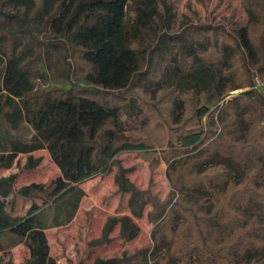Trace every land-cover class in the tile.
Instances as JSON below:
<instances>
[{"label":"trees","instance_id":"obj_1","mask_svg":"<svg viewBox=\"0 0 264 264\" xmlns=\"http://www.w3.org/2000/svg\"><path fill=\"white\" fill-rule=\"evenodd\" d=\"M71 1L0 0V119L34 130L29 137L0 133V165L45 147L62 171L51 197L33 202L25 216L8 207L17 174L0 176V248L24 241L25 264H60L46 229L75 217L82 181L116 165L133 214L153 205L151 239L93 264H264V90L255 78L264 81V0H242L249 19L238 29L186 22L176 31L169 30L171 0H128L119 16L105 6L117 0L86 9L94 0ZM64 10L58 30L54 21ZM90 31L87 43L77 41ZM103 51L116 61L110 77L127 80L122 87L88 80L102 72L89 56ZM131 54L135 70L119 62ZM136 127L146 136L125 132ZM126 149L152 169L167 162L169 194L161 198L130 181L132 168L117 158ZM40 160L30 155L26 167ZM118 222L121 237L140 233L130 215H111L88 244L110 243Z\"/></svg>","mask_w":264,"mask_h":264},{"label":"rangeland","instance_id":"obj_2","mask_svg":"<svg viewBox=\"0 0 264 264\" xmlns=\"http://www.w3.org/2000/svg\"><path fill=\"white\" fill-rule=\"evenodd\" d=\"M69 1L72 2L71 0ZM127 1L128 0H117L111 4H105V6H112L119 16L124 13L127 6ZM171 1L174 5L176 16L174 18L175 21H173L169 27L170 31L178 30L186 22H205L213 24L223 23L230 30L238 29L247 22L248 15L243 7L242 0ZM70 2L68 4H70ZM103 4L104 3H101L98 0H94L92 4L84 6L83 9ZM4 7L9 9L12 7V5L5 4ZM65 10L54 21V24L58 30L60 29V24ZM93 36H95V33L90 31L79 36L77 41L79 43H87ZM89 57L97 59L101 62L102 72L98 75L87 76L88 80L111 88H119L127 83V80L116 83L117 78L110 77V72L112 73V71H115L116 61L111 58L109 51H103ZM119 62L121 65L125 64L132 66L133 70L137 69L139 66L135 55L121 58ZM243 89L244 88L235 89L231 91V94H239ZM132 129L136 130L132 131V133H128L129 135H132L135 138L146 136V133L141 128L136 127ZM6 130L10 131L14 135L21 134L22 136L26 137L31 135L33 132L32 127L27 122H22L19 128L15 129L11 127L7 121L0 119V133ZM37 156L43 159V163L40 166L38 165L37 167L33 168V171H29L26 167L27 155H20L19 157L15 158L16 165L14 168H17L18 170L14 169L12 172H18L21 174L20 176L26 175V177L28 176L31 178L39 176L41 179L44 178L42 181H40V183H33L31 195L49 198L51 197V186L55 180V176L58 174V171L55 168L53 161L49 158L48 151H39ZM118 159L120 161L126 159L124 162L126 164V168H132L129 170V177L134 181H137L138 185L142 186L144 189H150L156 195L162 194L165 197L167 194H169L170 183L166 177L165 171L167 169V162L164 159H161L160 163L155 169L151 168L152 165H150V160L144 158L142 155L138 154V152L135 154L126 151V153L121 155ZM136 163L139 165L135 168L134 165H136ZM5 168L7 167L0 165V174H2V171ZM93 189H95V187H93ZM109 199V193L100 195L98 198V205L103 207L104 204H107V201H110ZM90 201L91 199L86 198L83 204V209L76 221L65 226L52 227L51 229L49 228L47 230L51 254L57 259L58 263L93 264L97 256L106 257L107 255L111 256L115 254H121L124 251H133L150 241V233L153 223L150 222L145 215L142 219L139 218L141 234H139L138 238L133 240H123V238L121 239L119 236L115 237L107 245H96L94 247L90 246L88 244L87 237L89 234L91 237L93 236V231L91 229L92 223L96 217L94 215V210L92 208L91 210H88L85 206L88 205ZM8 207L9 210L13 209L11 204H9ZM146 210H148V207ZM26 227V224L21 223L18 230L21 233L25 232ZM28 248L29 247H27L24 241L21 242V244L0 248V258H3V260H1L2 258L0 259V264H25L26 257L28 256Z\"/></svg>","mask_w":264,"mask_h":264},{"label":"crops","instance_id":"obj_3","mask_svg":"<svg viewBox=\"0 0 264 264\" xmlns=\"http://www.w3.org/2000/svg\"><path fill=\"white\" fill-rule=\"evenodd\" d=\"M247 22H248V16H247ZM247 22H246V24H247ZM131 55H133V54H131ZM134 130H136V129L128 130V132L127 131H125V132L128 135V133H132V131H134ZM33 132H34V130H33ZM33 132L31 133V135L33 134ZM31 135H29V136H31ZM42 150L48 151L49 158L53 161V158L51 156V153H50L49 149L44 147V148H39V149H36L34 151H31V152H27V153H19L11 161H9V162H7L5 164H2L3 166H6L7 168H5L2 171V174H0V176H4V175L6 176V175H9L11 173H16L17 174L16 181H15V191L10 197L11 205H12V208H13V209L10 210V212H11V214L13 216H25L27 214L28 209L30 208V206H31V204L33 202H37L39 204H42L43 201H44V199L42 197H40V196H37V195L35 196V195H31V194L24 195V194L20 193V191H19V189H21V187L27 186V185H31V184H33L35 182L36 183H40V181H42L44 178L41 179L39 176L38 177H33V178L28 177V176L26 177V175L20 176L21 174H19L18 172H12V170H14V169L18 170L17 168H14L15 165H16V160H15L16 157H19L20 155H24V156L27 155V159H28V157L30 155H32L34 158H39V156H37V155H38L39 151H42ZM126 151L127 152H131V153H135V154L137 152L134 149L122 150L121 152L118 153L117 158H120L121 155H124V153H126ZM3 153H5V152L0 151V155L3 154ZM42 161H43V159L41 158L40 162H38V164L35 167H37L38 165L40 166L43 163ZM125 161H126V159L121 160L123 165L126 167V164L124 163ZM53 163L55 165V168L58 171V174L55 176V179H56L59 175L62 174V171H61V168L58 166V164L55 161H53ZM138 165L139 164L136 163V165H134L135 168ZM35 167H32L30 169L28 168V170L29 171L30 170L33 171V168H35ZM116 171H117V166L114 165L106 173L97 174V176L94 175V176L89 177V178H87V179H85L84 181L81 182V187L84 188L86 193H85V195L82 198V201L80 203L81 206H79L75 217L69 223H67L65 225L71 224L74 221H76V219L80 215V212L83 209V204H84L86 198L91 199L89 204L85 205V206H86V208L88 210H91V208H92L94 210V212H95L94 215L96 217H95V219H94V221L92 223V229H91L93 231L92 232L93 236L91 237V235L89 234V236L87 237L88 240L93 239V237L95 238V237H99V236L102 235L103 230H104L105 222H107L108 217L111 216V215H116V216H122V215H125V214L130 215L136 222H138V224H139V226L141 228V225H140V222H139V218L142 219L143 216H145V215L148 218L149 210L153 209L152 203H148L146 205L145 209H144V215L142 217H136L133 214L132 206L130 204L131 193L128 192V191L120 190L119 185L116 182V179H117L116 178ZM129 172L130 171L127 172V176L130 179V181L135 183L140 188L144 189L142 186L138 185L137 181H134L133 179H131L129 177ZM166 177H167V173H166ZM167 179H168V177H167ZM93 187H95V189H93ZM106 193L110 194V199H109L110 201H107V204H104V206L102 207L101 205H98V198H99L100 195L106 194ZM160 196L162 198L164 197L162 194ZM94 205L95 206L97 205L96 206L97 208ZM147 207H148V210H146ZM23 209H24V211H23ZM65 225H58V227L59 226H65ZM53 227H57V226H53ZM48 229H46V231ZM120 231H121V222H118V223L115 224L113 230L110 232V235L113 238L119 237L120 236L119 235ZM139 234H141V230H140ZM139 234L136 236V238H138ZM120 238L121 239L123 238V240H128L125 237H121L120 236ZM133 239H135V238H133ZM133 239H130V240H133ZM21 242H23V241H20L17 244H21ZM17 244H15V245H17ZM107 244H105V245H107ZM29 248H28V255L30 254V249ZM1 260H3V258Z\"/></svg>","mask_w":264,"mask_h":264},{"label":"built area","instance_id":"obj_4","mask_svg":"<svg viewBox=\"0 0 264 264\" xmlns=\"http://www.w3.org/2000/svg\"><path fill=\"white\" fill-rule=\"evenodd\" d=\"M255 78H256V82H257L256 87H262V89L264 90V81L260 80V78L258 77L257 74H255Z\"/></svg>","mask_w":264,"mask_h":264}]
</instances>
